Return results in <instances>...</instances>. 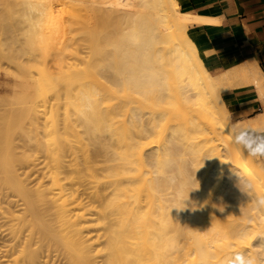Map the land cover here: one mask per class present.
Instances as JSON below:
<instances>
[{
	"label": "bare ground",
	"instance_id": "1",
	"mask_svg": "<svg viewBox=\"0 0 264 264\" xmlns=\"http://www.w3.org/2000/svg\"><path fill=\"white\" fill-rule=\"evenodd\" d=\"M22 4L32 46L24 54L52 51L58 75L44 65L34 80L28 66L35 92L19 113L0 116V264H249L264 255V163L252 140L229 142L264 129L258 63L211 74L177 0ZM18 50L6 58L21 67ZM238 86L253 87L263 111L232 122L221 90ZM188 120L204 144L189 162L198 190L191 197L179 186L174 197L152 161L168 129ZM219 171L244 192L232 199L225 185L210 198Z\"/></svg>",
	"mask_w": 264,
	"mask_h": 264
},
{
	"label": "crops",
	"instance_id": "2",
	"mask_svg": "<svg viewBox=\"0 0 264 264\" xmlns=\"http://www.w3.org/2000/svg\"><path fill=\"white\" fill-rule=\"evenodd\" d=\"M187 22V35L213 75L254 59L264 73V0H177ZM222 99L233 121L263 111L251 86L223 90ZM264 163V129L252 134Z\"/></svg>",
	"mask_w": 264,
	"mask_h": 264
},
{
	"label": "rangeland",
	"instance_id": "3",
	"mask_svg": "<svg viewBox=\"0 0 264 264\" xmlns=\"http://www.w3.org/2000/svg\"><path fill=\"white\" fill-rule=\"evenodd\" d=\"M43 1H47V0H43ZM63 1H65V0H63ZM22 3H24V0H21V2H20V0H0V22L6 23V21H7V24L9 22L12 25V27H10L8 30H4L3 27H0V104L1 105L6 104V105H3L2 107H0V109H1L0 110V116H2L1 120L6 119V117L7 118L10 117L13 114L16 115L17 113H19L22 110V108L24 106V103H23L24 100L23 99H25V97L24 98H22V97L25 96V94L27 95V93H29V94L33 93L34 88L36 86L35 84H37L34 80L39 76L40 73H42V75H45L44 73L47 74V71H45L46 69L44 70V68H45L44 65H46V67L49 68V72L53 75V77L58 75L56 68L50 62L51 61L50 59H52V54H54V53H52V51L49 50L52 53V54L51 53L49 54L48 53L49 51L47 50L48 55L46 54L47 57L49 56L51 58H49V57L44 58L41 56L39 57L38 54H40V51L38 49L34 50L35 52H37L38 56L35 54H29V55L24 54L23 49L24 48L28 49L29 47H32V46H29V43L27 40L30 38L27 35V31H28V28L30 26H28L26 22L22 23V21H21L22 16H20L21 15L20 13H22L24 11L23 9H26V8H24ZM179 7H180V5H179ZM180 10H181V8H180ZM35 13H36V11H35ZM33 15H35L34 11H33ZM36 15L34 17H37ZM32 19H34V18H32ZM1 24H4V23H1ZM1 28H3V29H1ZM29 29H31V28H29ZM32 30L34 31V29H32ZM32 34H35V31ZM13 48L19 49L17 51V54L19 56H21L20 60H24L23 63H21L22 64L21 67H17L12 63L10 64L6 58V54L10 50H13ZM42 51H44V50H42ZM41 54H42V56H45V53H44V55H43V52ZM59 57L60 56H58L57 58H59ZM27 58H29L28 63H26ZM33 58H35V59H33ZM38 62H40V63H38ZM30 65L33 66V67H31L32 72H30L31 77H33V79H34V77L37 75L34 80L33 79L28 80L26 78L28 75L27 67ZM34 65H35V67H34ZM38 65H41V66H38ZM36 67H41L42 69L36 68ZM38 69L40 72L38 71ZM33 70H35L34 72L38 71L39 74L36 72L37 74L35 73L36 74L35 75ZM29 76L30 75H28V78H29ZM55 78H57V77H55ZM25 83L30 85V87L27 90L25 88L23 89V87H21V85L22 84L24 85ZM24 86H26V84ZM238 87H240V86H238ZM25 90H26V93H24ZM223 90H225V89L221 90V94H222ZM1 100L2 101L4 100V102L2 103ZM43 117L44 116L42 115V117H41L42 120H43ZM231 120H232V118H231ZM23 121H25V120H23ZM26 122L27 121L23 122L24 126H25ZM185 122L186 123H178V125L175 124L174 127H170L168 129L169 131H167L166 138L164 139V141H161V143H160L161 145L159 144V146H162V144H163L164 147L163 146L160 147L161 151L163 150V152L168 150L165 148L170 147V148H175V150L179 154L181 161H182V167L179 169V171L177 170V172H176L177 179H179V176L182 177L184 171L187 170L190 173L192 182H194V181H196V175L194 174L193 165H191L192 163H189V162H192L195 155H197V153H198L197 149L202 151L201 149H202L204 144H203L202 140H199L197 138V136L199 135V134H197L198 131H196V132L193 131L192 126H190L189 120L185 121ZM232 122H235V121L232 120ZM187 124H189V126ZM186 126L188 127L187 129H186ZM256 131H258V130H256ZM168 132H169V134H171L170 136L168 135ZM186 134H188L189 137H192L191 143L182 145L179 148L176 146L172 147L171 142L183 140ZM252 134L251 135H243V134L233 135V137L231 139L229 138V142L237 141L238 143H240L244 147H247L248 143H249L248 141L252 140ZM153 139H156V138L154 137ZM167 139H170V140L167 141ZM154 148L155 147H153V149ZM217 148L220 149L221 146H218ZM156 149H154V150H156ZM151 151H152V149H151ZM162 159H163V157H162ZM162 159H160V160H162ZM152 160H154V158ZM160 160H157V161L159 162ZM154 161H155V164H154ZM154 161H152V165H153L152 168L153 167L155 168V166H156L157 167L156 169H158L159 163L156 162V160H154ZM154 168H153V170H154ZM217 171H218V169H217ZM217 173H218L217 178L214 179V181L212 183H210L209 187L206 190L208 192V195L210 198H214L215 195L220 190H222L224 188L223 186H225V185H227L225 190H226V192L229 193L230 196L232 195L231 196V197H233L232 199H235L237 194H239L241 192V190L244 192V187L241 185L238 188L240 190V191H238V193L236 192L237 189H236V191H233L232 190L233 187L230 185V182L228 180H225V173H220V171ZM179 183H180L179 180L173 181L172 186H171L172 188H170L171 194H172V196L174 195V197L177 193L176 192L177 188L180 186ZM190 188H191V190L184 189L186 191V194L191 196V197L192 196L196 197V195H197L196 190H198V186L195 184V185H191ZM234 217H235V215L233 214L231 217L232 220ZM236 218H237V216H236ZM234 220H235L234 223H236L237 221L238 222L241 221L239 219L236 220L235 218H234ZM236 224H233V225L235 226Z\"/></svg>",
	"mask_w": 264,
	"mask_h": 264
},
{
	"label": "clouds",
	"instance_id": "4",
	"mask_svg": "<svg viewBox=\"0 0 264 264\" xmlns=\"http://www.w3.org/2000/svg\"><path fill=\"white\" fill-rule=\"evenodd\" d=\"M82 109L85 114H91L94 111L93 106L89 103L87 97L82 101ZM182 167V161L175 150V148H169L167 151L163 152V159L158 165L157 174L162 180L165 181H180V187L182 189H189L192 183L190 173L185 170L183 176H179L177 179L176 172ZM249 264H264V255H251L249 258Z\"/></svg>",
	"mask_w": 264,
	"mask_h": 264
}]
</instances>
